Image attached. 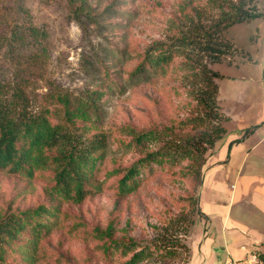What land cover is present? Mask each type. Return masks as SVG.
I'll return each mask as SVG.
<instances>
[{
	"label": "rangeland",
	"instance_id": "1",
	"mask_svg": "<svg viewBox=\"0 0 264 264\" xmlns=\"http://www.w3.org/2000/svg\"><path fill=\"white\" fill-rule=\"evenodd\" d=\"M210 2L78 0L71 4L69 0H0V77L6 86L25 87L34 110L50 107L62 116L59 94L77 102L87 101L95 125L92 130L103 129L110 135L107 169L137 157L134 151L115 143V133L129 137L127 134L142 127L157 125L159 139L151 142L150 148L165 143L174 149L178 138L191 131L190 122L200 111L188 80L183 78L186 61L179 55L165 73L146 77L134 74V68L145 50L157 41L176 44L178 36L190 35L195 10L211 9ZM255 3L264 12V0ZM184 13L188 15L182 22ZM263 30L264 17L231 26L226 36L236 51L223 62L210 64L223 76L218 79V101L230 118L224 125L236 135L244 128L246 134H252L248 136L250 144L234 148L232 144L239 140L231 142L225 161L217 159L223 169L211 176V184L206 187V172L227 135L208 150L201 187L184 177L187 163L183 162L157 170L138 192L126 196L117 236L124 244L135 242L125 245V250H146L138 264H189L193 239L206 231L215 236L225 217L230 219V226L237 223L229 227L234 232L229 230L227 236L234 241L230 234L236 233L247 255L264 252V139L252 148L264 136V121L257 118L264 114ZM10 42H14L12 48ZM246 105L253 110L245 112ZM232 184L236 185L234 195ZM16 188L14 180H0V214L13 198L23 205L28 202L30 189L17 195ZM38 191L34 188L33 195ZM117 198L115 189L104 185L87 201L85 221L104 226ZM204 212L211 213L210 218ZM52 232L48 242L56 246L61 230ZM85 246L76 238L65 243L75 258L86 260L88 249L96 245L91 242L88 248ZM128 258L116 259L114 264H125Z\"/></svg>",
	"mask_w": 264,
	"mask_h": 264
},
{
	"label": "trees",
	"instance_id": "2",
	"mask_svg": "<svg viewBox=\"0 0 264 264\" xmlns=\"http://www.w3.org/2000/svg\"><path fill=\"white\" fill-rule=\"evenodd\" d=\"M76 1L69 0L71 4ZM210 3L211 9L195 10L190 35L178 36L176 44L157 41L145 50L134 68V74L146 77L165 73L179 55L186 61L183 78L188 80L200 111L190 122L191 131L178 138L174 149L165 143L150 148L149 144L159 139L157 125L138 131L130 127L135 132L127 134L129 137L113 135L118 146L134 151L137 157L133 162H119L107 169L110 135L103 129L92 130L95 125L87 101L77 102L59 94L62 116L50 107L34 110L25 87L11 88L0 77V180H14L17 195L27 188L31 193L25 205L13 198L0 214V264H114L127 255L125 264L143 260L144 248L125 250V245L135 242L129 240L124 244L117 236L125 198L138 192L157 170L183 162L187 163L184 177L194 180L196 186L203 185L206 154L228 133L224 122L230 119L218 101V79L223 76L210 64L223 62L236 51L226 36L231 26L264 17L255 0ZM215 8L218 10L213 14ZM187 15H181L180 20L183 22ZM13 44L9 43L11 48ZM104 185L117 192L115 209L104 226L89 224L85 221L86 203ZM36 187L39 191L34 196L32 191ZM58 229L59 240L53 246L48 241L52 231ZM73 238L83 242L85 249L94 242L95 251L88 249L86 260L82 256L75 258L65 248L68 239ZM258 255L264 261V252Z\"/></svg>",
	"mask_w": 264,
	"mask_h": 264
},
{
	"label": "crops",
	"instance_id": "3",
	"mask_svg": "<svg viewBox=\"0 0 264 264\" xmlns=\"http://www.w3.org/2000/svg\"><path fill=\"white\" fill-rule=\"evenodd\" d=\"M259 19L260 18H256L249 22L254 23ZM257 29H260V27H257ZM260 40L264 42V30L260 32ZM250 58L252 61H254L253 54H250ZM242 62L243 64H245L246 60ZM238 67L240 66L238 65ZM246 107L247 110L245 112H251L253 110V107L250 105H246ZM257 118H261L262 121H264V114L261 113L258 114ZM240 130L241 133L239 135L230 134V131H228V133L226 134L227 137L225 138V141L221 143L222 146H219V150L214 156V160L211 162V164L209 165V169L206 172L204 187H206L209 183L211 184L212 179L210 178L213 174L223 169V164L217 161V159L219 158L225 161L224 158L226 157L228 146L230 145L231 142L233 143L239 140V143L232 144V147L234 148H242L250 144L249 143L250 139L248 136H251L252 134L251 135L246 134L244 132V128ZM263 139L264 136L255 143H253L252 148L256 147ZM235 189H236V185L232 184L231 190L233 195ZM204 214L208 218H210L211 213L204 212ZM235 226H237L236 222L234 223V225L232 224V226H230V219L228 220L227 217H225V220L222 224V228L220 229L221 231L220 230L216 231V234H214L215 236H213V232L210 233V231H206L205 233L201 234L200 237L194 238L191 245V258L189 264H219V263L224 264L228 259L231 258L237 259V258L246 257L248 254V250H245L244 245H240L242 243L241 238L238 239L239 236L236 233L230 234L233 237L231 238L234 241L230 239L229 235L227 236L229 230L233 231L232 229H229V227H235ZM252 250L251 252L256 251V250L254 251V249Z\"/></svg>",
	"mask_w": 264,
	"mask_h": 264
},
{
	"label": "built area",
	"instance_id": "4",
	"mask_svg": "<svg viewBox=\"0 0 264 264\" xmlns=\"http://www.w3.org/2000/svg\"><path fill=\"white\" fill-rule=\"evenodd\" d=\"M224 264H264V261L259 257L257 253H250L243 258H231Z\"/></svg>",
	"mask_w": 264,
	"mask_h": 264
}]
</instances>
